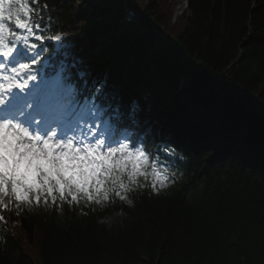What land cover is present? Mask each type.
Returning a JSON list of instances; mask_svg holds the SVG:
<instances>
[{"label":"trees","instance_id":"obj_1","mask_svg":"<svg viewBox=\"0 0 264 264\" xmlns=\"http://www.w3.org/2000/svg\"><path fill=\"white\" fill-rule=\"evenodd\" d=\"M62 1L55 19L85 37L78 67L125 117L139 101L183 177L110 227L97 218L115 209L10 213L0 264H264V0H189L176 19L169 0H127L139 22L116 31L125 0Z\"/></svg>","mask_w":264,"mask_h":264},{"label":"clouds","instance_id":"obj_2","mask_svg":"<svg viewBox=\"0 0 264 264\" xmlns=\"http://www.w3.org/2000/svg\"><path fill=\"white\" fill-rule=\"evenodd\" d=\"M47 8V0H0V108L16 90L27 94L35 84L49 117L46 123L43 116L26 122L35 106L29 99L25 109L0 118V251L8 242L10 213L54 210L63 217L67 207L88 217L115 209L97 218L110 227L126 218L124 208L134 209L141 196L159 197L183 177L173 163L186 159L183 150L152 138V128L138 117L139 101H132L125 117L119 103L107 100L106 78L90 82L87 66L67 61L45 76L53 71L51 64L42 68L47 48L35 67L11 63L15 46L27 45L34 35L65 42L64 33L53 29L52 17L41 27Z\"/></svg>","mask_w":264,"mask_h":264},{"label":"rangeland","instance_id":"obj_3","mask_svg":"<svg viewBox=\"0 0 264 264\" xmlns=\"http://www.w3.org/2000/svg\"><path fill=\"white\" fill-rule=\"evenodd\" d=\"M164 0H158V3L161 4ZM173 6H174V11H175V16L177 18L181 17L183 15V13H188L187 9H186V5H187V0H169ZM137 2L142 6V7H146L148 5V3L150 2V0H137Z\"/></svg>","mask_w":264,"mask_h":264},{"label":"water","instance_id":"obj_4","mask_svg":"<svg viewBox=\"0 0 264 264\" xmlns=\"http://www.w3.org/2000/svg\"><path fill=\"white\" fill-rule=\"evenodd\" d=\"M189 3V2H188Z\"/></svg>","mask_w":264,"mask_h":264}]
</instances>
